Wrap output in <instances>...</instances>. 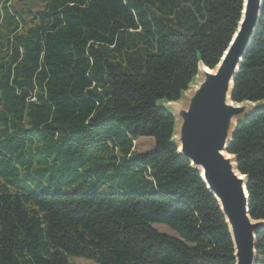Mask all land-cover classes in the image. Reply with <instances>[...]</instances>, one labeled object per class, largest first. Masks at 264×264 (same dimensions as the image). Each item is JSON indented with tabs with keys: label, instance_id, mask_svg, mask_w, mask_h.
<instances>
[{
	"label": "trees",
	"instance_id": "trees-1",
	"mask_svg": "<svg viewBox=\"0 0 264 264\" xmlns=\"http://www.w3.org/2000/svg\"><path fill=\"white\" fill-rule=\"evenodd\" d=\"M27 1L36 8L0 0V264H75L69 255L234 264L218 202L178 155L175 118L161 102L181 98L199 63L215 67L243 0ZM232 100L264 101V0ZM10 129L24 134L22 145L38 132L54 165L69 156L79 187L27 189ZM139 137L153 138L151 151L135 150ZM227 151L247 176L250 216L264 220V104L238 123ZM255 251L264 264V225Z\"/></svg>",
	"mask_w": 264,
	"mask_h": 264
},
{
	"label": "water",
	"instance_id": "water-1",
	"mask_svg": "<svg viewBox=\"0 0 264 264\" xmlns=\"http://www.w3.org/2000/svg\"><path fill=\"white\" fill-rule=\"evenodd\" d=\"M261 4L262 0H243L231 41L214 68L199 63V77L193 78L188 92L179 99L184 96L185 104H179V100L161 102L175 118L172 141L178 155L199 171L218 202L232 239L234 264H255L256 233L264 225L263 219L250 216L247 176L227 151L238 123L264 104L232 100L234 78L258 24Z\"/></svg>",
	"mask_w": 264,
	"mask_h": 264
},
{
	"label": "rangeland",
	"instance_id": "rangeland-1",
	"mask_svg": "<svg viewBox=\"0 0 264 264\" xmlns=\"http://www.w3.org/2000/svg\"><path fill=\"white\" fill-rule=\"evenodd\" d=\"M22 2H28L27 0H11V5L16 9ZM28 7L36 8L33 3H27ZM199 77V74L196 78ZM194 79L193 83L196 81ZM188 90L186 91V93ZM185 97L183 96L181 100L178 101L179 104H185ZM12 136L9 139L10 144H16L19 142L20 146L11 151L13 157H16L18 161L22 163L24 159L25 162L20 166L17 177L19 181L23 182L25 187L29 190L35 191L37 193H47L55 191L72 192L79 187L81 178L75 176V170L73 168L71 159L69 156H63L61 159L56 158V164L54 165L51 159H46L41 153V148L44 147L45 142L39 136L38 132L35 134L29 133L31 138L25 141L22 145L21 142L23 133L14 132L13 129L9 131ZM7 137L3 135L0 145L6 148ZM154 140L152 137H139L135 140V150L139 153H146L151 151L153 148ZM10 154V153H9ZM19 154V155H17ZM56 152H54L51 157L55 158ZM107 158H101L97 161L104 162ZM32 162V163H30ZM110 170H106L104 174L108 173ZM96 178L103 181V177L99 176ZM153 226L160 232L171 233L174 232L167 227L165 224L154 223ZM68 261L75 264H94V261L84 257L68 256Z\"/></svg>",
	"mask_w": 264,
	"mask_h": 264
},
{
	"label": "built area",
	"instance_id": "built-area-1",
	"mask_svg": "<svg viewBox=\"0 0 264 264\" xmlns=\"http://www.w3.org/2000/svg\"><path fill=\"white\" fill-rule=\"evenodd\" d=\"M134 144H135V141H134Z\"/></svg>",
	"mask_w": 264,
	"mask_h": 264
},
{
	"label": "crops",
	"instance_id": "crops-1",
	"mask_svg": "<svg viewBox=\"0 0 264 264\" xmlns=\"http://www.w3.org/2000/svg\"><path fill=\"white\" fill-rule=\"evenodd\" d=\"M138 139V138H137Z\"/></svg>",
	"mask_w": 264,
	"mask_h": 264
}]
</instances>
